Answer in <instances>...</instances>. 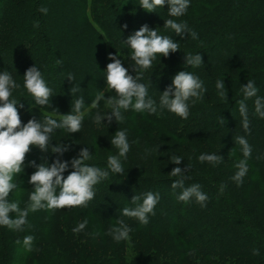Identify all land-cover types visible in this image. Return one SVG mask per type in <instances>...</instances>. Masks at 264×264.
<instances>
[{
	"label": "trees",
	"instance_id": "16d2710c",
	"mask_svg": "<svg viewBox=\"0 0 264 264\" xmlns=\"http://www.w3.org/2000/svg\"><path fill=\"white\" fill-rule=\"evenodd\" d=\"M139 0H0V71H9L20 84L14 99L22 123L52 116L59 120L84 97L80 132L57 129L53 144H69L61 159L70 160L82 147L91 159L86 163L106 167L107 157L117 154L110 143L119 129L127 132L130 149L122 159L123 174L110 173L94 186L95 195L87 207L29 211L23 231L0 226V264H264V118L254 112V98L246 101L249 124L242 126L238 101L241 85L254 80L258 95L264 96V0H191L182 17H169L167 4L147 12ZM41 7L47 13L39 11ZM169 18L184 22L198 34L192 39L176 36L163 26ZM156 28L158 34L178 41L179 49L167 57L157 54L151 68L141 73L149 94L159 102L160 92L171 84L178 71H191L204 84L202 99L190 104L183 119L167 109L159 114L122 110L124 120L96 124L97 111L107 112L104 102L98 108L90 103L98 92L115 96L107 89L105 72L108 53H117L133 76L131 50L123 43L141 25ZM126 25V27H125ZM200 52L199 67L184 65V54ZM111 62V61H110ZM34 64L52 89L49 105L38 106L23 87V74ZM71 75V81L67 76ZM224 79L225 95L216 89ZM77 91L73 92L72 89ZM244 136L252 148L247 172L239 185L232 179L235 165L243 159L237 138ZM25 155V171L14 174L18 187L9 193L20 208L26 207L34 190L28 177L36 163L56 158L30 146ZM158 149V151L156 150ZM200 153H215L218 164L200 162ZM182 157L179 165L169 156ZM185 173L184 186L199 184L207 193L205 206L195 200L179 201L180 188H173L172 168ZM72 169L64 173L66 176ZM223 186V191H221ZM153 191L160 200L146 225L123 216V207H135L132 196ZM10 218L14 213L10 212ZM80 232L72 229L83 220ZM117 219L133 231L130 239L116 243L107 230ZM95 234V235H93ZM32 235V250L22 243ZM132 256L128 255V248ZM256 250L255 254L254 251Z\"/></svg>",
	"mask_w": 264,
	"mask_h": 264
},
{
	"label": "clouds",
	"instance_id": "9594fccd",
	"mask_svg": "<svg viewBox=\"0 0 264 264\" xmlns=\"http://www.w3.org/2000/svg\"><path fill=\"white\" fill-rule=\"evenodd\" d=\"M191 0H139L138 5L147 12H156L158 7L167 4L169 17H182L187 12ZM42 13H47L48 9L41 7ZM165 27L173 30L176 36L184 38L185 33L190 34L192 39H197L198 34L194 30H189L184 22H178L176 19L169 18L164 20ZM126 27V25H125ZM124 44L131 50L130 58L134 61L132 66L135 75L129 73L128 68L122 65L120 56L117 53H109V62L106 66L105 79L108 90H114L116 95H109L105 98L104 91L98 92L92 99L90 105L92 108H98L101 102L110 109L107 112L97 111L93 116L96 124H104L102 121L111 123L113 118L116 122L123 121V112L129 108L136 112H147L149 114H159L158 108L162 111L167 109L177 116L187 119L189 116L190 104H195L202 99L206 88L203 81L191 71H178L171 77V84L163 90L159 97V102L153 99L149 94V85L141 82V73L137 68L147 70L152 67L157 54L167 57L170 52H176L178 41L168 35L158 34L156 28H149L147 24L141 25L138 30L129 35ZM202 64L200 52L195 54H184V65L199 67ZM71 81V75L67 76ZM23 87L33 98L35 105H49V98L52 95V89L47 85L41 70L36 64L29 67L23 74ZM215 87L219 94L224 96V79H218ZM20 88L12 74L5 70L0 71V226H6L14 231H23L27 224L29 211L38 209H58L65 206L87 207L90 200L95 195L94 186L102 180L109 177L110 173L123 174L124 168L122 159L127 158L130 149L127 132L119 129L112 136L110 143L117 148V154L107 157L106 167H98L94 164L86 163L91 159V152L88 147H82L75 157L70 160H63L61 157L67 151L71 150L69 144H53L51 134L57 129H63L68 133L80 132L84 115V97L79 96L72 104V110L63 114L62 118L57 120L52 116H45L43 120L38 118L29 119L22 123L17 109V102L10 99L15 89ZM243 98L238 103V110L242 117V126L245 130L248 128V108L246 101L254 98V112L259 118H264V96L258 95V86L254 80H247V83L241 85ZM73 92L77 89L73 88ZM241 146L243 159L235 167L238 169L232 179L239 185L243 182V177L247 172V158L251 155L252 148L244 136L237 138ZM30 146L37 148L41 153H55L56 158L49 163L47 159L36 163L29 161V165L35 168V171L29 175L28 183L32 185L33 191L29 194V204L23 209L20 208L17 200L10 199L9 193L18 187L13 182L14 174L25 171V155L31 149ZM158 151V149H156ZM200 162H209L213 165L218 164L222 157L215 153H200L197 157ZM182 157L179 155L169 156V161L179 165ZM72 169L66 176L64 173ZM181 167L172 168L170 174L176 179L172 187L180 188L177 194L179 201L195 200L201 207L205 206L208 199L207 193L201 190L199 184L184 186L186 171ZM223 191V186H221ZM160 200L159 192L147 191L140 195H133L131 201L135 203L140 201L135 207H123L121 214L126 217L135 218L140 224L146 225L149 217L154 215V208ZM10 212L14 213V218H10ZM85 219L72 229L73 232L82 231L87 225ZM133 229L121 219H117L115 225H112L106 232L113 241L119 243L130 239V233ZM95 235V234H93ZM32 235H25L23 240H17L16 243H22L26 251L32 250ZM254 254L256 250H253Z\"/></svg>",
	"mask_w": 264,
	"mask_h": 264
},
{
	"label": "rangeland",
	"instance_id": "374dc122",
	"mask_svg": "<svg viewBox=\"0 0 264 264\" xmlns=\"http://www.w3.org/2000/svg\"><path fill=\"white\" fill-rule=\"evenodd\" d=\"M108 62H110V59H109V53H108ZM128 255H129V257H131L133 254H132V249H131V247L130 248H128Z\"/></svg>",
	"mask_w": 264,
	"mask_h": 264
}]
</instances>
